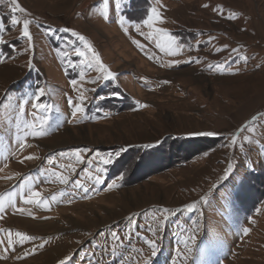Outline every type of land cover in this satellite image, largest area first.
<instances>
[{
	"label": "rangeland",
	"instance_id": "rangeland-1",
	"mask_svg": "<svg viewBox=\"0 0 264 264\" xmlns=\"http://www.w3.org/2000/svg\"><path fill=\"white\" fill-rule=\"evenodd\" d=\"M18 3L0 0V198L13 201L0 264H264V0ZM63 28L117 78L97 79ZM38 87L52 106L41 135ZM29 187L39 205L23 202Z\"/></svg>",
	"mask_w": 264,
	"mask_h": 264
},
{
	"label": "snow or ice",
	"instance_id": "snow-or-ice-1",
	"mask_svg": "<svg viewBox=\"0 0 264 264\" xmlns=\"http://www.w3.org/2000/svg\"><path fill=\"white\" fill-rule=\"evenodd\" d=\"M105 4L107 6V0H105ZM11 5H12V12L13 13H15L17 10L19 12H21V13L25 12V9L23 7H21V5L18 3V0H11ZM205 6H207V5H205ZM156 15H157L156 8H153L152 9V16H149L148 20H145L144 23L151 25L152 19ZM229 18L231 19L232 17H229ZM19 23H20V21L17 19V17L15 15H13L12 18H11V24L13 26H15V25H17ZM30 23H31V20L26 18V19L23 20V25H22L23 37L26 38L29 41L32 40V35L30 33V30H29ZM59 31H62V32H65V33L71 31L72 36L76 37L80 42L83 43L84 48L75 47L73 49L74 55L77 56V57L83 58V60L81 62L84 63L85 66H87L89 68H93L94 67L100 73L104 74L102 77L98 76L97 79L103 78L105 80H115L117 78L116 77V73H113L108 68V66H106L101 61L100 54L97 51H95V49L93 48L92 44L87 40V38L85 36L81 35L77 31L71 30L69 28L59 29ZM0 43H5V41L0 39ZM136 43H139V42H136ZM173 45H175L176 48L182 47V45L177 42L176 37L169 35L168 36L167 50L170 51V52L173 51V48H172ZM158 46L161 47V48L165 47V45H163V44H159ZM25 51H27V49H25ZM174 63L175 64H179L180 61L177 60V61H174ZM71 83L73 85H76L77 81L76 80H72ZM92 83H96V80H93ZM165 83H169V81H165ZM44 95H45V89L38 87L37 88V94L35 95L36 103L32 104V107L37 109L39 112H42L43 114L38 117L39 127H37L35 125H28L29 127L33 128V132H34L35 135L44 134L47 131V128L45 127V125H48L49 124V120H50V112H51L52 106L47 104V103H45L43 101L42 98L44 97ZM7 96H8V93L5 94V98H7ZM84 100H85V97L81 96L79 104L75 105V111H73V113H72L73 117H75L77 113H85L86 112V109L83 106H81L84 103ZM29 103H30L29 99H24V104L27 105ZM69 103L71 104L72 102L69 101ZM17 107H18V110H23L19 104L17 105ZM141 107H147V105H141ZM240 131H243V129H240L235 135H233L231 137L230 144L232 146H236L237 145V136L239 135ZM192 135L216 136V135H218V133L215 132V131H212V130H207V131L195 132V133H192ZM244 139L246 140L247 137H244ZM145 147H153V145H145ZM244 147L245 146L243 144H241L240 145V150L244 151ZM82 151H84V150L76 149L73 152V155L78 160H80V159H82V157H81V152ZM121 151H124V149H121ZM61 155H64V153H61ZM116 155H119V153H116ZM34 158L35 157H33V156L25 157V159H34ZM49 162L51 163L52 161H49ZM110 162H111L110 159L104 161L105 164L110 163ZM232 170H233V165L229 164L228 168H227V172L231 173ZM121 178H123V177H121ZM61 180L65 184L68 183V178L67 177H61ZM95 181H96V183H103L101 175H99V174L96 175ZM76 187L83 188V191L85 193H87L89 191L88 188L84 187L79 182L76 183ZM24 197L25 198H24L23 202L25 204L39 205L42 202L41 199H40V197H41L40 191H33L31 187H29V188H27L25 190ZM85 198H87V197H85ZM52 199L55 200L56 197L53 196ZM197 203L198 202H193V203L186 204L184 206V209L189 211V212H192V211L196 210ZM12 204H13V201H11V200L6 201L3 198H0V213L5 212L6 211V207L7 206H11ZM21 211H23V209H21ZM164 212L165 213L169 212V209H164ZM154 219H155V217H154ZM247 231L248 230L245 229V232H247ZM17 235L21 237V241H27V240H34L35 239V237L22 235L19 232L17 233ZM112 235L114 237L117 236L116 233H112ZM150 243H151L152 248H153L152 255H155L156 254V252H155V248H156L155 242H150ZM36 247L37 248H42V247H44V244H39ZM33 251H35V249H33ZM60 264H65V262L61 261Z\"/></svg>",
	"mask_w": 264,
	"mask_h": 264
}]
</instances>
